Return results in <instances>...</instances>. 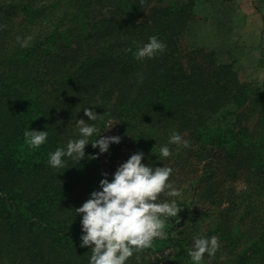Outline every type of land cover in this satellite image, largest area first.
Returning a JSON list of instances; mask_svg holds the SVG:
<instances>
[{
	"label": "trees",
	"instance_id": "trees-1",
	"mask_svg": "<svg viewBox=\"0 0 264 264\" xmlns=\"http://www.w3.org/2000/svg\"><path fill=\"white\" fill-rule=\"evenodd\" d=\"M195 3L0 0V264H88L75 209L98 189L99 150L87 144L84 159L65 157L64 170L48 164L50 151L78 135L75 121L88 120L84 107L100 115L88 123L101 132L109 119L119 120L129 146L151 166L172 130L185 136L189 146L180 147L201 163L188 168L192 203L206 210L195 214L202 217L195 234L220 244L203 264H264V78L259 86L243 82L232 62L188 45ZM152 35L166 50L136 60L133 52ZM27 36L30 46L21 47L17 37ZM227 104L240 112L211 127ZM251 118L252 128L241 126ZM28 127L48 131L39 149L25 144ZM116 152L110 144L106 153ZM191 237L169 244L177 264H193ZM145 250L127 264H147Z\"/></svg>",
	"mask_w": 264,
	"mask_h": 264
},
{
	"label": "clouds",
	"instance_id": "clouds-1",
	"mask_svg": "<svg viewBox=\"0 0 264 264\" xmlns=\"http://www.w3.org/2000/svg\"><path fill=\"white\" fill-rule=\"evenodd\" d=\"M31 40V36L23 39L17 37L20 46L25 48L30 46ZM166 47L165 42L152 35L147 42L137 46L133 56L138 61L152 59L162 54ZM142 80L143 74H138V82ZM83 110L88 120L75 121L78 135L70 138L65 146L48 153V164L53 169L64 170L67 163L65 157L72 164L84 159V149L89 143L93 148H98L99 154L107 152L110 144L119 143V136L100 135L102 132L99 126L88 123L101 119L99 114L88 107ZM114 122L116 121L111 122V126ZM23 136L29 148L39 149L47 142L49 133L28 127ZM93 136L95 139L90 140ZM169 144L187 148L189 141L172 130L168 143L159 148L160 157L167 158L171 155ZM143 157L144 153L140 151L131 154L116 167L110 180L107 173H102L98 189L91 191L89 198L75 209V214L81 216L80 246H87L91 250L88 264H127L134 253L151 248L156 239H165L166 219L178 217L181 207L176 200L160 201L161 194L168 197H179L181 194L169 180L173 169L164 165L142 163ZM192 241L188 255L193 264H203L205 254L211 257L220 247L216 236H193Z\"/></svg>",
	"mask_w": 264,
	"mask_h": 264
},
{
	"label": "rangeland",
	"instance_id": "rangeland-1",
	"mask_svg": "<svg viewBox=\"0 0 264 264\" xmlns=\"http://www.w3.org/2000/svg\"><path fill=\"white\" fill-rule=\"evenodd\" d=\"M194 12V19L189 23L186 34L188 45L215 51L221 62H232L239 80L259 86L264 78V0H232L229 2L196 0ZM239 112L240 110H236L234 104H227L213 115L209 120V125L215 127L230 124ZM112 121L116 122L111 126ZM254 123L255 118L244 119L241 126L246 125L250 129ZM102 135L120 137L119 143H112L117 146V152L114 155L98 152L101 172L107 173V178L110 180L116 167L136 151L129 146L130 140L127 134L121 131L117 119L112 118L107 121ZM169 148L171 155L161 158L156 166L164 165L173 169L169 180L180 190L181 194L179 197H168L161 194L160 201L176 200L181 207L183 217L181 221H177L176 218L166 219L167 237L165 239L173 241L162 242L153 245L154 248L146 249L143 255L147 264H177L172 259L173 248L168 247L169 244H174L177 236L183 237L187 232L191 233V238L198 236L199 233L195 234V231L202 217L195 214L206 211L205 208L201 209L198 204L192 203L194 199L190 190L192 181L189 179H194L195 175L188 172V168L197 163L194 155L188 156V151L176 145L172 148L169 144ZM145 158L143 157L142 163L147 164ZM196 165H198L196 169L199 170L201 163Z\"/></svg>",
	"mask_w": 264,
	"mask_h": 264
}]
</instances>
